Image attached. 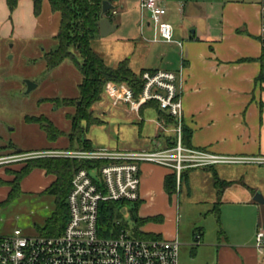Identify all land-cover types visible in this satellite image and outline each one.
Instances as JSON below:
<instances>
[{
  "label": "crops",
  "instance_id": "obj_1",
  "mask_svg": "<svg viewBox=\"0 0 264 264\" xmlns=\"http://www.w3.org/2000/svg\"><path fill=\"white\" fill-rule=\"evenodd\" d=\"M4 1L0 0L2 3ZM139 1L137 0L135 8L140 12L143 40L152 44H164L150 41L152 30L149 17L146 21L142 19ZM22 2L31 7V16L36 18V24L40 26L37 32L42 38L40 41L54 42L60 27V13L52 10L48 0H43L41 12L36 17L33 1L20 0L18 3L23 4ZM125 2V0H117L112 3L114 9L111 10L110 17L106 15L116 25V29L122 25L125 16L129 13V10H124ZM173 2L176 5L179 3L177 0ZM165 7L166 19L173 25L174 38L183 42L182 48L173 43H166L170 44L171 49H164L165 53L160 56L155 55L160 49H145L134 68L131 65V57H127L128 53H124L119 48L111 49L108 54L110 59L108 62L104 60L105 63L116 67L120 62L127 60L130 69L137 74L142 70L158 69L175 72L178 76V90L183 99L184 128L191 131L190 147L208 149L216 154L264 159V79H258L261 73V24L264 22L261 0H222L215 6L205 5L204 1L190 0L179 5L180 13L175 17L170 13V9ZM121 10H124L123 14ZM187 19L192 23L188 24ZM128 40L127 36L122 35L112 41L120 43ZM42 51L44 52L45 49ZM42 59L44 61V53ZM155 59L159 60V64L150 66L149 61ZM96 105L98 112L94 115L102 123L104 118L116 108L127 111L129 116L140 121L141 126L145 125V117L149 122L154 123L152 131L146 132L144 139L141 138L132 145L125 142L120 147H115L116 149H154L171 146L174 140L171 137L173 136L171 127L166 130L161 128L160 121L164 119L160 118V110L156 102L141 106L138 112L130 111L124 104L114 105L111 95L103 88L102 98ZM168 139L170 145L167 144ZM91 144L92 148H109L102 145L94 146L92 141ZM3 151L5 154H10L23 150L3 147ZM32 151L43 150H27V152ZM14 165L18 164L9 167ZM140 168V204L150 199L149 204L152 205L158 195L166 201L171 199L165 191L164 181L166 175L173 172L172 169L151 163H142ZM207 168H211L213 177L217 176L220 180L230 183L222 189L220 197L214 182L211 184L209 191H212L216 197V202L219 199L221 203V200L227 197L231 202L250 210L253 216L252 240L235 250L228 246L221 247L220 258L227 261L226 264L228 261L229 264H264V248L255 247L256 232L264 230V161L191 168L183 172L185 174L183 178L188 181L189 170H201L207 173L210 171ZM33 174H39L43 178L49 177V181L40 186L42 191L55 178L42 169H34L21 181V191L24 185L27 186ZM10 177L13 178L12 175L4 173V168L0 169V178ZM10 180L12 179L7 181ZM181 188L182 179L179 192ZM200 232L197 234L200 238H195L197 242L203 237ZM153 236L163 238L161 234ZM174 238L178 239L177 234L167 239Z\"/></svg>",
  "mask_w": 264,
  "mask_h": 264
},
{
  "label": "rangeland",
  "instance_id": "obj_2",
  "mask_svg": "<svg viewBox=\"0 0 264 264\" xmlns=\"http://www.w3.org/2000/svg\"><path fill=\"white\" fill-rule=\"evenodd\" d=\"M125 1L124 10H129L125 21L108 36L102 37L100 34L96 36L91 42V47L106 62L110 59L108 54L111 49L119 48L124 53H128V58L131 57L133 67L136 66V61H139L145 49H160V52H154L156 56H160L165 53L164 49H171V46L166 43L145 42L141 36L140 12L135 8L137 0ZM160 1L175 17L180 13L179 5L190 0H177L178 5L173 2L175 0ZM199 1H204L208 6L211 4L215 6L222 0ZM22 3H18L11 12L5 1L0 2V154H5L3 147L19 148L23 151L69 150L72 149L67 138L70 120L67 119L66 114H73L75 107L72 104L67 107L61 100L78 96V85L82 76L70 59L65 60L57 68L51 70L46 68L42 59L43 53L46 55L48 50L54 49L56 43L53 40L40 41L42 38L37 33L40 26H37L36 18L31 16V7L25 2ZM124 10L120 12L123 14ZM148 17L145 13L143 20L146 21ZM187 23L192 21L187 19ZM144 34L148 36L145 31ZM122 35L127 36L129 40L120 43L112 41ZM42 49L45 51L43 52ZM72 50L76 59L81 61L77 51L73 48ZM158 62L159 60L155 59L150 60L148 64L153 66L151 64H159ZM28 82L31 83L30 90H28ZM54 99L59 100L54 101ZM97 103L92 106L95 114L98 112ZM27 116H46L66 135L56 142H51L37 124L25 121ZM144 119L145 125L141 126L140 121L129 116L127 111L116 108L104 118V123L89 128L86 137L94 146L102 145L111 149H116L115 147H120L125 142L132 145L141 138L144 139L146 132L153 129L154 123L149 122L147 117ZM160 122L161 128H172L170 121ZM75 149L79 148L74 146L73 150ZM27 161L5 167L4 173L13 176L12 171L20 169ZM189 171L188 181L182 178L181 192L177 189L171 199L166 201L158 195L152 205L149 204L150 199L139 205L137 215L143 219L150 218L147 222L137 225L130 215L135 203H127L119 207L127 209L125 213L121 210L119 220L127 230H135L140 237H155L153 235L161 234L167 239L177 234L181 243L179 264H220V262L226 264L227 261L220 258L219 250L225 246L235 250L252 240L251 235L254 233L252 213L239 204L231 202L227 197H224L216 207V197L212 191H209L215 180L211 170L207 173L201 170ZM33 175L29 178L27 186L22 187V192L9 202H4L10 189L7 180L13 179L14 176L0 178V235L11 234L15 230L35 235L41 232L40 229L52 215L55 209V197L44 194L40 189L41 185L49 181V177ZM199 231L202 232L203 237L197 242L195 237Z\"/></svg>",
  "mask_w": 264,
  "mask_h": 264
},
{
  "label": "built area",
  "instance_id": "obj_3",
  "mask_svg": "<svg viewBox=\"0 0 264 264\" xmlns=\"http://www.w3.org/2000/svg\"><path fill=\"white\" fill-rule=\"evenodd\" d=\"M264 8V0H261ZM142 19L149 16L151 42L173 43V25L166 19L167 9L160 0H140ZM264 40V22L261 24ZM139 95L126 83L106 82L105 90L114 105L124 104L130 111L156 102L160 111L171 117L173 145L154 149H69L54 151H19L0 155V167L44 157L85 160L90 168L77 170L67 196L68 221L55 235L24 234L15 230L0 235V264H179L181 243L177 238L140 237L125 227L105 235L99 225L101 203L117 202L121 206L140 199L141 164L151 163L172 169L176 175V192L181 176L191 168L219 164H243L264 159L216 154L208 149L193 148L183 143L184 106L175 72L144 70ZM162 127V125H161ZM166 130L167 128H163ZM122 212L127 209L122 207ZM122 222H116L120 225ZM199 239V235H196ZM255 247L264 248V230L255 235Z\"/></svg>",
  "mask_w": 264,
  "mask_h": 264
},
{
  "label": "trees",
  "instance_id": "obj_4",
  "mask_svg": "<svg viewBox=\"0 0 264 264\" xmlns=\"http://www.w3.org/2000/svg\"><path fill=\"white\" fill-rule=\"evenodd\" d=\"M8 9L12 12L20 0H5ZM34 5V14L39 15L43 0H32ZM51 8L59 12L60 27L55 36L56 46L54 49L44 55L46 68L51 70L61 65L65 60L70 59L76 69L80 72L82 79L78 85V96L76 98H63L61 101L69 107L71 104L75 107L73 114L67 113V119L70 120V131L67 133L69 147L74 149L91 150V141L86 137L88 129L94 124H101L102 121L94 115L92 106L102 98V92L106 82L122 83L126 82L139 95L141 86V73H134L128 61L120 62L116 67L108 66L104 59L99 56L91 47V41L99 35V21L101 19L102 2L105 0H48ZM114 3L117 0H107ZM111 11L106 15L110 17ZM75 49L81 58L77 60L73 53ZM261 73L258 79H264V40H262V53L260 56ZM59 99H54L58 101ZM52 101V100H51ZM158 108V105H157ZM160 118L172 121L171 117L159 111ZM27 123L37 124L40 129L46 133V137L51 142H56L64 137L66 133L59 129L46 116L25 118ZM191 131L183 128V143L190 146ZM167 144L170 145L169 139ZM172 142L171 145H173ZM91 163L85 160L69 159L62 157L36 158L30 159L19 170L12 171L14 178L7 182L9 191L4 202H9L17 197L22 191L21 181L34 169H42L48 175L55 178L51 184L43 191L44 194L55 197V209L52 215L47 219L41 234L55 235L62 232L68 221L67 196L70 191L71 179L74 173L82 168H90ZM181 179L185 176L182 174ZM214 185L218 190V197L222 189L230 184L229 182L214 177ZM165 191L171 198L176 192V175L174 172L166 175L164 181ZM220 203L218 199L217 204ZM140 201L135 202L134 209L130 215L134 218L137 225H142L150 218H140L137 211ZM120 203L104 202L100 206L99 225L105 235H111L125 227L122 223L117 225L121 217ZM218 213V208H216ZM155 219V218H154ZM200 232V231H199ZM201 233V232H200ZM141 235V233H140ZM143 235V233H142ZM145 237V236H144Z\"/></svg>",
  "mask_w": 264,
  "mask_h": 264
},
{
  "label": "water",
  "instance_id": "obj_5",
  "mask_svg": "<svg viewBox=\"0 0 264 264\" xmlns=\"http://www.w3.org/2000/svg\"><path fill=\"white\" fill-rule=\"evenodd\" d=\"M114 9V6L109 1L105 0L102 2V10H101V19L99 21V34L102 37L108 36L110 33L114 32L116 29V25L111 22V20L106 16L108 11ZM29 88L31 89V83L28 82Z\"/></svg>",
  "mask_w": 264,
  "mask_h": 264
},
{
  "label": "flooded vegetation",
  "instance_id": "obj_6",
  "mask_svg": "<svg viewBox=\"0 0 264 264\" xmlns=\"http://www.w3.org/2000/svg\"><path fill=\"white\" fill-rule=\"evenodd\" d=\"M9 166H11V165H8V166H2V167H0V169H1V168H5V167H9Z\"/></svg>",
  "mask_w": 264,
  "mask_h": 264
}]
</instances>
